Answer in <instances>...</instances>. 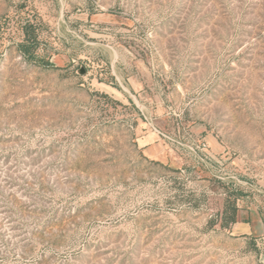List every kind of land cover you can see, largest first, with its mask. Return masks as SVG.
I'll return each mask as SVG.
<instances>
[{
    "label": "rangeland",
    "instance_id": "1",
    "mask_svg": "<svg viewBox=\"0 0 264 264\" xmlns=\"http://www.w3.org/2000/svg\"><path fill=\"white\" fill-rule=\"evenodd\" d=\"M0 264H264V0H0Z\"/></svg>",
    "mask_w": 264,
    "mask_h": 264
},
{
    "label": "trees",
    "instance_id": "2",
    "mask_svg": "<svg viewBox=\"0 0 264 264\" xmlns=\"http://www.w3.org/2000/svg\"><path fill=\"white\" fill-rule=\"evenodd\" d=\"M24 41L19 43L18 46L22 54L30 61L39 62L45 66H54L50 60H46L44 57H40L37 54V47L39 44L38 35L35 30V26L31 20H27L24 27ZM230 208V209H228ZM238 221V207L233 202L229 207L224 209L222 215V225L228 226L230 224L236 223Z\"/></svg>",
    "mask_w": 264,
    "mask_h": 264
},
{
    "label": "crops",
    "instance_id": "3",
    "mask_svg": "<svg viewBox=\"0 0 264 264\" xmlns=\"http://www.w3.org/2000/svg\"><path fill=\"white\" fill-rule=\"evenodd\" d=\"M152 136H153V140L157 139L155 137L156 135H152ZM148 138H149V136H148ZM148 138L145 137V139L142 142L144 144V147L146 148V151L153 153L154 150H156V149H154L155 147H153L155 143L152 142L153 141L152 139L150 140Z\"/></svg>",
    "mask_w": 264,
    "mask_h": 264
}]
</instances>
